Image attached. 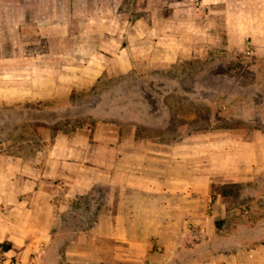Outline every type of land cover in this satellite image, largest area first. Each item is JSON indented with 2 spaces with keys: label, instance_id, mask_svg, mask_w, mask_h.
<instances>
[{
  "label": "crops",
  "instance_id": "obj_1",
  "mask_svg": "<svg viewBox=\"0 0 264 264\" xmlns=\"http://www.w3.org/2000/svg\"><path fill=\"white\" fill-rule=\"evenodd\" d=\"M33 1L1 0L6 9L17 3L19 13L14 21L8 14L0 18V30L24 29L27 15H34L37 28L52 33L58 4L63 3L66 14L81 12L86 19L81 33L110 32L104 23L110 17L100 3L111 0H97L91 12L86 0L81 11L72 0ZM116 1L120 5L124 0ZM167 3L168 8L183 5L185 13L180 11L179 17L185 27L163 33L167 36L157 41L163 55L153 60L163 65L179 66L190 52L201 50L195 41L199 36H209L207 48L217 51L220 46L244 50L249 42L234 45V37L264 34V0ZM112 11L113 19L135 18L119 6ZM148 14L149 19L156 16L154 11ZM192 20L204 26L193 27ZM103 50L99 46L88 56L87 83L110 70ZM123 50L119 62L124 57V65L116 57L112 62L118 69L131 68V57ZM92 61L98 67L92 69ZM72 82L81 81L73 77ZM56 96H46L49 104L35 113L34 123L42 131L74 135L14 142L12 147L35 150L0 154V264H264V217L255 223L246 213L236 217L238 208L214 190L251 181L264 185V134L248 139L209 128L192 130L198 133L189 138L154 139L138 134L140 127L164 131L169 121L156 125L121 117L76 128L68 123L63 130L42 118L46 110L53 112Z\"/></svg>",
  "mask_w": 264,
  "mask_h": 264
},
{
  "label": "rangeland",
  "instance_id": "obj_2",
  "mask_svg": "<svg viewBox=\"0 0 264 264\" xmlns=\"http://www.w3.org/2000/svg\"><path fill=\"white\" fill-rule=\"evenodd\" d=\"M72 1V6L81 11L82 0ZM86 1L90 12L96 9L97 0ZM8 4L6 9L0 0V18L8 14L6 18L14 21L19 13L18 4ZM167 4V0H124L120 5L117 1L114 4V0L100 3L107 18L110 17L104 22L110 32L102 36L81 33L83 25L87 26L86 19L81 12L66 14L63 3L58 4V18L52 33L37 28L39 21L33 20L34 15H27L24 29L10 26L0 30V154L35 150L30 146L12 147L14 142H35L58 134H72L42 131V126L34 123L35 113L49 104L46 96L50 92H57L58 96L55 101L51 100L53 112L46 110L42 118L63 130L98 121L109 123L121 117L156 125L164 119L169 121L164 131L140 127L138 134L154 139H177L181 134L189 138L198 133L192 130L209 128L248 139L264 134V34L234 37V45L249 42L244 50L220 46L217 51L207 48L212 43L209 36H199L195 41L201 50L190 52L179 66L163 65L153 60L163 55L157 41L167 36L163 33L183 31L185 27L179 17L183 5L168 8ZM116 6L122 12L131 11L135 18L113 19L112 10ZM41 8L42 4H38L37 9ZM151 11L155 18H146ZM182 11L181 16L185 13ZM136 17L141 18L136 20ZM189 23L193 27L204 26L194 20ZM147 30L150 35L145 34ZM99 46L104 49L109 61L105 64L110 70L94 83H87L85 80L91 79L88 56ZM121 49L131 57L128 58L131 68L118 69L116 62H112L116 57L124 65V57L119 62ZM90 63L92 69L98 67L96 62ZM50 76L57 77L58 81L51 82ZM73 77L81 82H72ZM67 93L71 94L70 101ZM68 123L71 124L66 128ZM182 128L185 133L177 132ZM214 190L223 193L229 204L238 208L236 217L246 213L252 223L264 217L261 182L225 185Z\"/></svg>",
  "mask_w": 264,
  "mask_h": 264
}]
</instances>
